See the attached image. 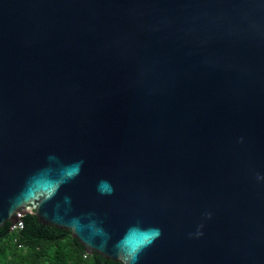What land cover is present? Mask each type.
Instances as JSON below:
<instances>
[{
  "label": "water",
  "instance_id": "water-1",
  "mask_svg": "<svg viewBox=\"0 0 264 264\" xmlns=\"http://www.w3.org/2000/svg\"><path fill=\"white\" fill-rule=\"evenodd\" d=\"M116 264H264V0H0V226Z\"/></svg>",
  "mask_w": 264,
  "mask_h": 264
},
{
  "label": "trees",
  "instance_id": "trees-1",
  "mask_svg": "<svg viewBox=\"0 0 264 264\" xmlns=\"http://www.w3.org/2000/svg\"><path fill=\"white\" fill-rule=\"evenodd\" d=\"M19 229L0 226V264H116L86 253L67 231H55L49 224L41 225L30 213Z\"/></svg>",
  "mask_w": 264,
  "mask_h": 264
},
{
  "label": "built area",
  "instance_id": "built-area-1",
  "mask_svg": "<svg viewBox=\"0 0 264 264\" xmlns=\"http://www.w3.org/2000/svg\"><path fill=\"white\" fill-rule=\"evenodd\" d=\"M9 230L18 229V227L14 226L13 224L8 225Z\"/></svg>",
  "mask_w": 264,
  "mask_h": 264
}]
</instances>
